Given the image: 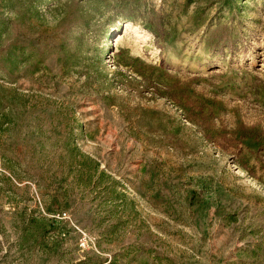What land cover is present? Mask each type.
Masks as SVG:
<instances>
[{
    "label": "rangeland",
    "instance_id": "374dc122",
    "mask_svg": "<svg viewBox=\"0 0 264 264\" xmlns=\"http://www.w3.org/2000/svg\"><path fill=\"white\" fill-rule=\"evenodd\" d=\"M121 2L6 13L0 264H264V0Z\"/></svg>",
    "mask_w": 264,
    "mask_h": 264
},
{
    "label": "trees",
    "instance_id": "16d2710c",
    "mask_svg": "<svg viewBox=\"0 0 264 264\" xmlns=\"http://www.w3.org/2000/svg\"><path fill=\"white\" fill-rule=\"evenodd\" d=\"M2 1H6V5L7 7L4 10L0 11V44L4 46V49L8 47V44H6L4 41V38H1L2 33H6L8 32L9 28L13 27V21L11 19L10 16H8L6 13L7 12H15V10L18 7H32L33 5H35L36 2H38L39 0H2ZM129 6L126 4L125 0H122V2L119 4L118 7H115L114 10L116 12H120V17L122 19H131V12L129 11ZM225 29L229 28L227 26H222ZM162 29V26H161ZM93 169L95 171H98V164L95 163L93 165ZM99 175L100 178L104 177V175H106L104 173V170H100L99 171ZM92 177V175L90 173H87L86 175V179H90ZM116 180L114 178H108V186H112L115 185Z\"/></svg>",
    "mask_w": 264,
    "mask_h": 264
}]
</instances>
